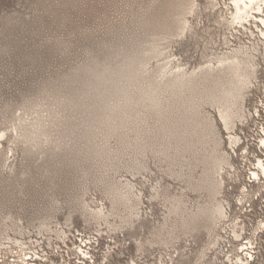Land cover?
<instances>
[{"label": "rangeland", "instance_id": "obj_1", "mask_svg": "<svg viewBox=\"0 0 264 264\" xmlns=\"http://www.w3.org/2000/svg\"><path fill=\"white\" fill-rule=\"evenodd\" d=\"M192 1L184 32H166ZM229 2L0 0V229L59 225L98 234L94 264H204L222 219L214 226L194 215L211 202L213 180L221 183L215 201L224 208L245 189L244 151L256 148L258 125L255 117H237L230 133L205 96L207 81L197 84L202 93L196 87L178 98L161 73L182 70L188 78L221 57H259L258 88L243 102L254 112L264 86V37L253 23L233 27ZM249 27L260 34L259 48L249 44ZM139 55L146 69L127 89L139 97L160 85V110L135 102L128 115L108 116L112 102L89 85L103 68L116 72ZM110 90L101 92L116 88ZM199 105L195 133L164 128L190 122ZM220 155L228 162L207 177ZM251 190L259 197V188Z\"/></svg>", "mask_w": 264, "mask_h": 264}, {"label": "bare ground", "instance_id": "obj_2", "mask_svg": "<svg viewBox=\"0 0 264 264\" xmlns=\"http://www.w3.org/2000/svg\"><path fill=\"white\" fill-rule=\"evenodd\" d=\"M228 6L231 11L230 19L232 20L233 27H237L240 29L244 27L245 24L253 23L255 24V27L259 29V32L261 33V35L264 37V31H263L264 29V0H230ZM194 7H195V2L192 1L188 5V7L182 8L181 12H183L182 16L184 17L178 20V23H176V26L174 25L175 26L174 28H172L173 25L166 26L163 23L164 27L166 26L165 27L166 32L168 30H169L168 32H170L176 29L177 31H180L183 33L188 23L187 19L185 18L184 12L186 10H189V12H193ZM158 53H160V51H158ZM146 63H147V58H142L141 56L140 59L133 58V60L126 63L125 66H123L118 71L116 70V72L115 71H112V72L105 71V69L103 68L102 73L96 74L95 80L89 86H92V88L96 90L94 94L95 97L100 98V100L108 99V103L112 102V105L111 104L109 105L110 107L107 106L108 116H111L112 113L115 114V112H117L116 114L121 113L124 115H128L126 114L127 110H129L128 108H131V107L127 108V106H130L132 103H135V102H136L135 104H138L139 106V104L144 103V102L147 103L148 101V103L154 106V108H157V112L158 110H160L159 109L161 105L160 95L163 91L162 89H160L162 88L160 85H158V87L153 90L150 88L151 91L149 92L148 91L144 92L142 90L143 92L139 94V97L138 96L135 97L132 94V92L129 89H127L128 88L127 86L129 87L136 86L140 82V78L138 77L137 74H138V71H141L143 68L146 69L145 67ZM139 64H141V68H138ZM256 66H257V63L252 57L251 58L250 57L245 58V57H240V56L238 57L234 54V56H227V57L225 56V57L219 58L215 65L214 64L208 65L207 67L202 68L201 72L198 74H195L196 72L195 73L193 72L191 76H189L188 78H186V75L188 74H185V72H183L182 70H178L179 72H174L170 74L168 77H167V74H165V72L162 71L161 77L164 79L167 78V80L165 81L166 83L164 85L165 89H170L172 93L175 94V96L178 98L180 97V94H182L183 91L187 89H191L192 91L198 90L197 92L199 94L202 93L204 89L199 88L200 85H197V84H199L200 79H204L205 81H207L209 83V86L211 87H209L208 90H205L206 92L205 96H208L209 99L214 101V103H216V106L218 104L219 116L225 128L230 133H231V130H234V126H236L234 125V119H236L237 117L238 119L239 118L240 119H243V118L252 119L255 117V120L253 119L254 124L259 125L257 127L258 128L257 132L253 136L254 138H252L254 139L253 142L256 143L255 145L256 148L252 146L254 149L252 148L250 151L251 153H250L248 151V147H246L245 148L246 151H244L245 152L244 160L246 162L248 182L253 184V187L251 188H255V189L259 188V197H257L259 198V203L255 202L254 203L255 207L261 206L259 209L261 211H264V205H263L264 204V86L262 87V92L259 90L261 94L260 96L259 95L257 96L258 100H256L257 104H256V108H254V112H249V111L247 112L243 104L245 98L248 97V94L250 93V91H252V89L254 90V88L255 89L258 88L256 86H253L254 83H257L256 82L257 80ZM200 76H202V78H200ZM121 81L124 84H120ZM125 87H126V90L124 89ZM196 87H198L197 90H196ZM111 88L112 89L116 88V91L113 90L114 92L108 96L105 95L103 92H101L104 90L109 91ZM191 102H194L193 98L191 99ZM201 106L202 105H199L198 107H196L197 109L196 111L194 110L192 117L190 116L186 118L190 122H185L183 121V119L181 120V123L178 122V120L174 123H171L170 121H168L167 123H165L164 128L167 130V132H176L177 130L183 129L182 127H184V130H190L193 133H195L197 130L196 128L197 123L196 121H194L195 120L194 118H196L197 115H199V112L201 111ZM169 109H171V107ZM101 117H104V115ZM257 120H259L260 123H257ZM120 123H123V122H120ZM208 125L211 126V128H213V125H211V123ZM229 139H230L231 144L234 143V141L238 142L239 140L236 135H233V136L230 135ZM255 149H258V150L255 151ZM246 152L248 153L246 154ZM248 156L252 158L249 159ZM227 162H228L227 156L225 155L217 156L214 159V166L212 170L208 171L207 173V177H210V172L212 171H214L215 174L216 172L219 173V171L222 168V165ZM220 184L221 183H219L216 180L212 181V184H211L212 187L210 190L211 195H212L211 196L212 200L206 206L200 208L199 210L197 209L198 212L194 215V219L206 217L211 221L210 224L215 226L216 224L219 223V221L223 217H225L224 207L222 206L220 202H218L217 200L215 201V198L221 188ZM242 184H244V182ZM247 196L248 195L244 196L243 198L241 196L240 198L237 199V201L244 202ZM254 214H257V212L254 211ZM260 217H262V215H260ZM210 229H212L211 226L209 227V230ZM259 231H264V223H263V220L261 219H259ZM259 250H261V248ZM197 264H202L201 260H199Z\"/></svg>", "mask_w": 264, "mask_h": 264}, {"label": "built area", "instance_id": "obj_3", "mask_svg": "<svg viewBox=\"0 0 264 264\" xmlns=\"http://www.w3.org/2000/svg\"><path fill=\"white\" fill-rule=\"evenodd\" d=\"M253 28L249 27V44L259 48V33ZM252 58L259 71V57ZM244 183L245 189L236 190L225 205V217L203 255L204 264H264V231H259V206L254 204L259 198L249 195L253 184L248 179ZM241 193L242 198L248 194L244 202L236 201ZM0 231V264H94L100 247L98 234L65 231L59 225L37 229L19 225L17 232Z\"/></svg>", "mask_w": 264, "mask_h": 264}]
</instances>
